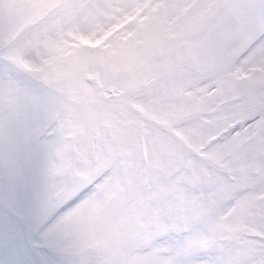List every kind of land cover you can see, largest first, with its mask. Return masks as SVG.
<instances>
[{
    "label": "snow or ice",
    "instance_id": "obj_1",
    "mask_svg": "<svg viewBox=\"0 0 264 264\" xmlns=\"http://www.w3.org/2000/svg\"><path fill=\"white\" fill-rule=\"evenodd\" d=\"M0 264H264V0H0Z\"/></svg>",
    "mask_w": 264,
    "mask_h": 264
}]
</instances>
